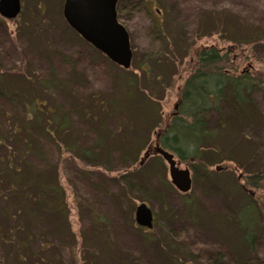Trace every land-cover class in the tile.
<instances>
[{
    "label": "rangeland",
    "instance_id": "obj_1",
    "mask_svg": "<svg viewBox=\"0 0 264 264\" xmlns=\"http://www.w3.org/2000/svg\"><path fill=\"white\" fill-rule=\"evenodd\" d=\"M21 1L16 20L0 16V209L14 221L0 216V229L15 228L9 243L0 233V264H264V231L251 249L230 221L250 195L264 207V191L238 185L264 172V0H119L130 70L68 25L65 0ZM211 47L261 85L244 116L230 102L206 114L212 126L230 116L207 153L217 164L199 174L182 164L193 177L182 194L163 159L140 162L175 114L196 55ZM12 165L34 183L26 192ZM143 203L153 230L136 224Z\"/></svg>",
    "mask_w": 264,
    "mask_h": 264
},
{
    "label": "trees",
    "instance_id": "obj_2",
    "mask_svg": "<svg viewBox=\"0 0 264 264\" xmlns=\"http://www.w3.org/2000/svg\"><path fill=\"white\" fill-rule=\"evenodd\" d=\"M196 58V69L185 81L180 101L176 106V112L171 117L170 122L159 132L157 143L162 149L172 153L181 164H187L192 168L194 173L199 174L200 170L208 172L207 170L217 164V162L208 159L207 153L219 148V143L217 142L222 132L227 129L228 119L230 117L229 115L222 114L224 117L223 123L212 126L207 122L206 114L212 110H217L221 113V105L230 102L235 112L240 117L244 116L247 114V109L252 103V92L261 85V80H257L249 73L242 75L233 74L228 68V56L222 54L217 48L202 49L198 52ZM133 64L134 56L132 66ZM122 106L123 104H115L114 109L119 112ZM160 120L162 123V118ZM159 124L160 122L158 121L155 127L158 128ZM61 128H67V124L62 125ZM40 130H45L43 121L41 122ZM23 156L28 157V154L25 153ZM10 166L7 165V169ZM12 169L16 170V172L10 174H13V183L15 184L14 186L17 192H26V188L23 185L31 187L29 184L34 183L32 181L24 182V178L20 177L23 175H17L18 170L16 166L12 165ZM245 184L246 186H241L238 183L239 187H242L244 190L252 188L256 191H264V172H257L250 175L246 178ZM166 185L169 189L173 190V186L168 180H166ZM47 193L48 190L45 193H40L38 199L47 198ZM4 197L5 194L1 192L0 199L3 200ZM18 197L21 198V196ZM185 202L189 206H193L191 200H186ZM262 208L264 207H260L255 197L250 195L248 196L247 207L241 209L236 214L235 219L230 220L235 226V232L238 233V236L235 238L241 239L251 249L254 246L257 237L256 234L264 231V224H262L261 217ZM0 216L2 220L6 218L4 222L8 225L14 222L10 219L5 208L0 209ZM2 220L0 222H3ZM17 222L20 224L23 223L21 221ZM14 229L8 228L4 232L0 229V233H5L4 241L6 243L14 239ZM31 236L32 233H28L27 239H30ZM49 245L50 243L47 242L46 245H43V248H48ZM24 264H28L25 259Z\"/></svg>",
    "mask_w": 264,
    "mask_h": 264
},
{
    "label": "water",
    "instance_id": "obj_3",
    "mask_svg": "<svg viewBox=\"0 0 264 264\" xmlns=\"http://www.w3.org/2000/svg\"><path fill=\"white\" fill-rule=\"evenodd\" d=\"M118 1L65 0L63 15L68 25L83 40L120 68L130 70L134 54L130 34L118 19ZM21 12V0H0L2 18L14 21ZM152 153L160 156L168 165L172 185L182 194H188L193 186L190 169L181 168V163L175 156L159 145L153 151L148 150L145 153L141 165ZM135 221L139 227L151 230L154 227V212L146 204H140L135 213Z\"/></svg>",
    "mask_w": 264,
    "mask_h": 264
},
{
    "label": "flooded vegetation",
    "instance_id": "obj_4",
    "mask_svg": "<svg viewBox=\"0 0 264 264\" xmlns=\"http://www.w3.org/2000/svg\"><path fill=\"white\" fill-rule=\"evenodd\" d=\"M157 145H159V144H158V143H155V147H156ZM155 147H149V149L153 150ZM154 221H155V219H154Z\"/></svg>",
    "mask_w": 264,
    "mask_h": 264
}]
</instances>
